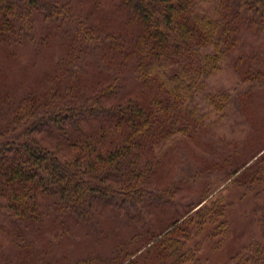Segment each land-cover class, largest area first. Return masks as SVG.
<instances>
[{
	"label": "trees",
	"instance_id": "16d2710c",
	"mask_svg": "<svg viewBox=\"0 0 264 264\" xmlns=\"http://www.w3.org/2000/svg\"><path fill=\"white\" fill-rule=\"evenodd\" d=\"M263 33L264 0H0V264H208L233 239L234 183L261 233L227 264H264V64L247 51ZM35 44L45 65L23 63ZM226 60L254 131L220 164L230 181L117 219L232 104L208 88Z\"/></svg>",
	"mask_w": 264,
	"mask_h": 264
},
{
	"label": "rangeland",
	"instance_id": "374dc122",
	"mask_svg": "<svg viewBox=\"0 0 264 264\" xmlns=\"http://www.w3.org/2000/svg\"><path fill=\"white\" fill-rule=\"evenodd\" d=\"M249 42L252 47L247 46V51L251 52L254 49V52L259 51L261 60L256 64H264V33L258 40L253 38ZM47 57L45 49L35 44L29 45L22 60L23 63H43L45 65ZM245 87L236 75L230 60H226L222 70L210 79L208 88L213 91L221 88H230L233 95L232 104L224 112L211 113V124L209 127L195 132L196 135L194 137H186L185 141H180L175 147L170 148L168 156L165 157L169 158L167 171L169 178L171 177L166 184L167 186L157 188L150 180L143 181V185L153 191L150 193L147 189H144L133 202H125V209L121 212L125 214L121 215L120 211H118L115 214L117 219L126 215V217L133 218V221H135V216L138 214L141 215L139 218L144 217L146 221H150L153 218L150 212H155V215H158L164 210L167 211L169 204L167 205L166 202L168 200H171L168 203L175 209H180L181 204H186L189 200H195L198 196V190L200 191L203 186H210V188L214 189L219 184H222L221 187H223L230 181H226L229 174L220 171V164L224 162L226 157L233 154L235 150L242 148L251 135V131L252 133L254 132L247 117L240 109V103L234 98L233 90L235 88L241 90ZM257 96L258 99L255 104L261 110L263 119L264 89L258 91ZM217 165H219L217 167L219 169L213 167ZM208 166L213 167L212 172L206 170ZM163 189L167 190L165 191L166 194L165 192L160 193ZM230 191L233 205L229 210V219L233 223L234 233L231 237L233 239L217 251H212L209 246H206L202 253L208 260V264H227L228 257L235 252V248L238 249L240 244H247L250 240L256 238L257 235L260 236L261 233L257 223H251V219L243 217V211L250 208L252 204L244 202V200L240 199V196L237 197L235 183L230 186ZM164 197L167 198V201H165ZM255 225L258 230L253 227ZM146 262L148 261L140 260V264H146Z\"/></svg>",
	"mask_w": 264,
	"mask_h": 264
}]
</instances>
